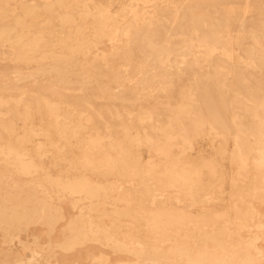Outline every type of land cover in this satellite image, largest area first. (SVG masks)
Masks as SVG:
<instances>
[{
	"label": "bare ground",
	"instance_id": "bare-ground-1",
	"mask_svg": "<svg viewBox=\"0 0 264 264\" xmlns=\"http://www.w3.org/2000/svg\"><path fill=\"white\" fill-rule=\"evenodd\" d=\"M4 46L0 264H264V0H0Z\"/></svg>",
	"mask_w": 264,
	"mask_h": 264
},
{
	"label": "rangeland",
	"instance_id": "rangeland-1",
	"mask_svg": "<svg viewBox=\"0 0 264 264\" xmlns=\"http://www.w3.org/2000/svg\"><path fill=\"white\" fill-rule=\"evenodd\" d=\"M173 46L175 47V44H173ZM195 46L196 44L194 42L193 44H187L184 48L187 52H189V59H199L198 65L202 68L205 60ZM97 47V52H109L112 49L110 43L107 41H101L99 45H97ZM9 55V50H7L5 46L0 48V77L3 79L11 76L13 69L20 66L18 60L12 59V57H10ZM91 56L92 54H90L89 57L91 58ZM210 62L213 64L214 70L218 76L215 81L216 87L219 93L223 94V91L227 84L231 83L233 80L231 71L229 70L230 65L229 63L222 61V59H219L218 57L211 59ZM235 69L237 70V74L246 76L247 82L249 84H253L254 80L259 77L258 75L256 77H253L252 74L245 73V70L242 67L236 66ZM136 105L138 106L139 103H137ZM23 240H30V236H23ZM14 251H17L16 247H14Z\"/></svg>",
	"mask_w": 264,
	"mask_h": 264
}]
</instances>
